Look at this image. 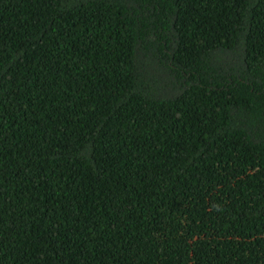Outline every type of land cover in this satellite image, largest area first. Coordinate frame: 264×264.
Here are the masks:
<instances>
[{
  "label": "trees",
  "instance_id": "1",
  "mask_svg": "<svg viewBox=\"0 0 264 264\" xmlns=\"http://www.w3.org/2000/svg\"><path fill=\"white\" fill-rule=\"evenodd\" d=\"M0 264H264V0H0Z\"/></svg>",
  "mask_w": 264,
  "mask_h": 264
}]
</instances>
